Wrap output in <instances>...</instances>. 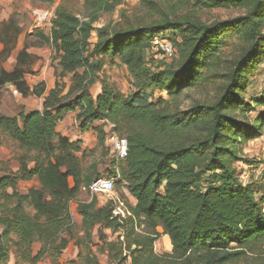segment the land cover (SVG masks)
<instances>
[{
  "label": "trees",
  "instance_id": "obj_1",
  "mask_svg": "<svg viewBox=\"0 0 264 264\" xmlns=\"http://www.w3.org/2000/svg\"><path fill=\"white\" fill-rule=\"evenodd\" d=\"M139 3L138 15L123 14L122 23L100 28L94 26L97 15L113 10L116 3L96 0L87 20L63 6L55 7L49 35L38 33L57 61L55 85L45 97L44 83L30 90L24 81L21 64L32 60L26 52L29 47L24 45L11 73L0 66V88H13L23 98L43 97L40 110L0 114V148L15 150L12 159L18 164L16 172L8 161L0 170L4 174L0 176V264L9 260L10 252L16 264L46 260L60 264L72 240L75 227L68 205L82 188L99 178L82 172L75 156L82 152L81 141H70L57 132L66 115L75 112L81 133L100 123L93 129L97 148L107 150L111 130L126 139L127 157L119 163L112 159L117 166L112 176L135 201L128 205L131 217L125 226L111 217L110 204L97 207L94 196L78 205L87 246L84 253L79 252L78 264H100L98 254L88 247L95 230L98 253L117 264H260L264 191L258 199L252 182H240L235 165L253 164L243 157L241 147L263 135L264 88L253 104L244 93L264 59V0ZM164 4L239 9L245 14L207 24L178 17L171 10L166 13ZM8 25L16 36L20 34L12 22ZM164 32L173 38L177 56L168 65L151 67L154 61L147 58L151 41ZM229 38H236L238 46L237 54L227 60L221 47ZM0 43L5 42L0 39ZM105 59L117 60L124 67L134 87L130 95H121L99 80ZM65 78L69 79L67 86ZM96 83L101 89L93 97L91 88ZM209 88L213 91L210 99H194L190 107L182 108V100L190 93ZM154 92L167 99L146 101ZM259 107L263 111L252 121L250 114ZM33 179L39 183L38 190L27 195L17 191L20 182ZM28 207L35 210V216ZM138 219L150 233L134 235ZM128 223L134 225L129 231ZM101 228L115 234L123 230V240L118 236L108 242ZM158 230L170 241L171 252L166 255L154 251ZM36 244L40 248L34 254Z\"/></svg>",
  "mask_w": 264,
  "mask_h": 264
},
{
  "label": "rangeland",
  "instance_id": "obj_2",
  "mask_svg": "<svg viewBox=\"0 0 264 264\" xmlns=\"http://www.w3.org/2000/svg\"><path fill=\"white\" fill-rule=\"evenodd\" d=\"M96 0H12L11 3L7 5H0V39L4 40V44L0 43V66L4 71L15 70L17 66V57L21 49V45L25 42V46H31L34 51H32V60H25L21 65L24 66L26 72L24 76H34L37 75L35 71L40 72L41 70H46L47 73L53 74L55 76V70H57V61L55 60V54L52 52L51 48L39 40V34L44 37L49 35V29L44 28L41 31L36 32L31 35L30 31L32 29L34 17L32 12L34 9H50L51 7L63 6L65 9L69 10L75 14L80 20H87L88 13L91 10V5L95 3ZM116 3L115 8L110 11L100 12L97 16V22L94 24L96 28L103 27L105 25H117L123 22L122 15L125 14L130 16V18L136 16L140 12L139 0H108V3ZM4 3V2H2ZM164 9L166 13L173 11L176 12L178 17H189L193 20L201 21L202 23H213L222 22L237 18L239 16H244L245 12L239 9H205L198 7L194 4L189 5H173L172 7L168 4H164ZM12 22L14 28L20 30V34L16 36V33L11 31L8 23ZM11 24V23H10ZM6 32V35L4 34ZM16 36V37H15ZM94 39V36H93ZM23 40V41H22ZM224 45L221 47L222 55L224 59L233 58L236 53V47L238 46V41L236 38L224 39ZM149 61L152 62L151 67L168 65L171 60L163 58L160 53L149 52L147 55ZM58 73V72H57ZM81 73V70L79 71ZM98 77L100 81H105L114 90L121 95L128 96L134 87L130 84V80L127 76V72L124 67L117 60L105 59L103 69L99 71ZM31 81L32 77H31ZM49 81V80H48ZM249 86L247 87L244 98L251 104L258 99L264 88V59L260 64L254 69L253 73L249 78ZM32 83V82H30ZM65 85H69V79H64ZM101 86L96 83L91 91L96 94L100 91ZM213 96V91L211 88L197 90L190 93L189 97L182 100V108L190 107L191 100L199 98L210 99ZM167 99L166 95L154 92L146 96V101L155 102L159 98ZM20 97L12 93L11 88H0V114L3 115H15L19 112V102ZM263 111L262 108H257L256 111L251 112L250 117L252 121L258 119V114ZM98 125L100 123L97 122ZM263 135L260 138L248 141L242 145V155L245 159L253 161L251 166H247L243 163L236 164L235 167L238 169L241 181L243 184L248 182L253 183V188L258 191L257 198L260 199L264 191V127ZM62 133V132H60ZM66 137L70 141H81V153L75 154L78 158L82 172L84 175H94L99 178H107L113 180V191L109 195L97 194L93 195L97 198V207H104L113 202H121L124 206L128 208V205H134L135 201L128 194L124 184H118L117 179L112 176L113 169H117L116 164L112 163V158L110 151H108V145H106L107 150H101L97 148L96 135L93 129L88 130L85 133H81L76 122L74 125H70L65 129ZM15 150L0 148V170L4 169L3 162L8 161V167L16 172L18 170V164L12 159V154ZM0 172V176H2ZM69 186L73 187V182L69 179ZM39 183L36 179L29 182H20L17 186V191L22 195H27L32 190H38ZM88 192L81 191L76 200L71 201L68 205L69 212L71 215L72 223L74 225L72 240H70L66 249L62 252L59 258L60 264H78L77 256L79 252L84 253L86 251V242L83 237V231L81 230V216L78 212V205L82 203H88L91 201L92 197ZM28 212L35 216L36 212L32 207H28ZM135 225V226H134ZM127 224L126 230L129 231L132 226H134V235H146L150 233L147 230L141 219L137 220V223ZM125 226V223H124ZM156 238L154 243V251L158 255H166L171 252L170 241L167 236L161 234ZM103 235H106L108 242L116 241L117 237L120 236V241L123 240V230L118 233H112L111 231L101 228ZM93 243L89 244L88 247L93 253L98 254L100 264H117L116 262H111L106 256L98 253V247L100 243L98 241L97 231H93ZM77 242L80 247L77 246ZM40 246L38 244L33 246V253L36 254ZM126 254V253H125ZM258 263L264 264V255L258 256ZM5 264H16V259L13 252H10V258ZM40 264H51L49 260H46ZM124 264H129L126 261Z\"/></svg>",
  "mask_w": 264,
  "mask_h": 264
},
{
  "label": "built area",
  "instance_id": "obj_3",
  "mask_svg": "<svg viewBox=\"0 0 264 264\" xmlns=\"http://www.w3.org/2000/svg\"><path fill=\"white\" fill-rule=\"evenodd\" d=\"M55 7L50 9H34L33 25L30 31L31 35L35 30H41L48 28L50 30L52 26L51 19L53 17ZM151 51L160 53L163 58L172 60L176 58L177 51L173 44V38L168 32H164L155 36L151 41ZM14 95H18L17 91L11 88ZM107 144L109 146L111 158L119 163L127 157V141L124 138L119 137L115 131L111 130L107 136ZM240 182L242 177L239 176ZM113 180L107 178L95 179L87 188H82V191L88 192L91 196L97 194L109 195L113 191ZM111 217L115 219L120 225H123L128 217H131L129 210L121 202H113L110 209Z\"/></svg>",
  "mask_w": 264,
  "mask_h": 264
},
{
  "label": "crops",
  "instance_id": "obj_4",
  "mask_svg": "<svg viewBox=\"0 0 264 264\" xmlns=\"http://www.w3.org/2000/svg\"><path fill=\"white\" fill-rule=\"evenodd\" d=\"M4 2V3H2ZM12 0H0V5L5 4L7 5L8 3H11ZM23 41V40H22ZM25 42L21 45V49L24 48ZM29 48L26 50L27 53L32 54L33 48L31 46H28ZM13 70H7V73H11ZM35 73L37 75L34 76H25L24 77V81L26 82V84L28 85V87L30 88V90H32V88L40 83H44L45 84V93L43 95V97H45L48 92L50 90L53 89L54 85H55V76L53 74L47 73L46 70H41L40 72L35 71ZM31 77L32 80L31 81ZM49 80V81H48ZM32 82V83H30ZM92 93V91H91ZM98 93L93 94V97H95ZM20 97V99L18 100L19 105L18 108L19 109H23L26 112H31L34 110H40L41 109V105H42V98H36L34 96H28L26 98L21 97L20 95H18ZM75 116H76V112L75 113H68L65 117V119L63 120V122H61L58 127H57V132L60 133L62 136H66L65 134V129L70 126V125H74L75 123ZM99 123V122H98ZM98 126L97 123H94L90 129H94Z\"/></svg>",
  "mask_w": 264,
  "mask_h": 264
},
{
  "label": "water",
  "instance_id": "obj_5",
  "mask_svg": "<svg viewBox=\"0 0 264 264\" xmlns=\"http://www.w3.org/2000/svg\"><path fill=\"white\" fill-rule=\"evenodd\" d=\"M8 86V85H7Z\"/></svg>",
  "mask_w": 264,
  "mask_h": 264
}]
</instances>
